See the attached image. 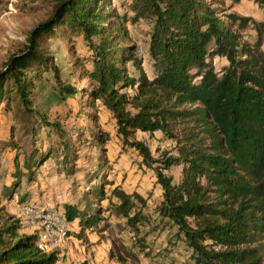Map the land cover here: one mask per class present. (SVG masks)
Wrapping results in <instances>:
<instances>
[{"label": "trees", "instance_id": "16d2710c", "mask_svg": "<svg viewBox=\"0 0 264 264\" xmlns=\"http://www.w3.org/2000/svg\"><path fill=\"white\" fill-rule=\"evenodd\" d=\"M251 1L263 13L262 20L226 14L217 0H127L119 4L120 13L111 0H51L49 16L33 27L24 49L11 55L0 71V100L10 80L11 89L29 107L34 81L52 70L62 98L81 95L88 109L84 115L94 124L99 102L113 119L122 144L135 150L152 170L160 190L156 214L175 227L195 264H263L264 0ZM138 21L150 24L146 48L150 78L125 27ZM247 26L254 33L251 45L241 41ZM60 28L80 36L88 52L78 76L85 86L79 89L60 78L54 59L42 48ZM214 57L227 63L220 74L211 66ZM27 71H32L31 77ZM40 121L62 141L58 121L49 122L44 116ZM135 132L149 138L159 133L173 143L174 154L160 152L153 158L148 147L134 138ZM91 139L105 161L109 135L98 130ZM69 151L73 152L70 142L62 141L59 153L64 161ZM53 156L51 148L36 147L24 156L28 183ZM17 159L14 182L0 193V264H57V251H41L37 236L21 233L20 220L5 215L2 202L12 200L20 185ZM76 162L73 157L71 163ZM172 167L179 168L176 181L167 174ZM94 179L97 183L83 192V209L64 204L66 221L78 226L75 236L81 239L87 230H94L102 212L111 210L134 229L143 219L137 206L143 207L144 199L118 186L107 196L109 182L103 176Z\"/></svg>", "mask_w": 264, "mask_h": 264}, {"label": "rangeland", "instance_id": "374dc122", "mask_svg": "<svg viewBox=\"0 0 264 264\" xmlns=\"http://www.w3.org/2000/svg\"><path fill=\"white\" fill-rule=\"evenodd\" d=\"M125 1L111 0V4L120 13L123 8L119 4ZM217 3L226 14L254 21L263 19V13L251 0H217ZM50 12L51 0H0V71L11 55L24 49L29 32ZM125 27L129 41L136 47L137 57L142 60V68L150 78L152 73L146 55L150 24L147 21L127 22ZM62 31L57 29L42 48L54 59L60 78L79 89L85 86V81H80L78 76L88 52L80 36ZM240 36L241 41L249 45L254 42L250 26ZM260 49L264 53V42ZM211 66L216 74H220L227 63L222 57H214ZM126 68L131 75L136 74L129 64ZM26 74L31 77L32 71ZM11 86L8 80L0 100V193L4 194V188L14 182L13 176L17 173L15 156L22 173L20 185L12 192L13 199L2 202L6 216L17 218L19 212L16 210H22L27 204L41 210H52V213L63 212L66 203L83 209L86 204L83 198L85 188L90 183H97L95 176H103L109 182L104 190L107 196H110L113 187L118 186L125 193L136 192L144 199V206H137L143 219L133 229L109 209L111 211L102 212L95 229L87 230L81 239L73 231L78 232L77 224H68V237L60 244H66L62 250L69 264H195L191 250L175 234V227L156 214L160 190L152 170L143 165L135 150L122 144L115 133L113 119L99 102L96 103L98 117L94 124L84 115L88 109L81 95L62 98L52 70L43 72L41 78L34 81L27 108ZM42 116L49 122L58 121L64 133L62 141L70 142L73 152L69 151L67 161L59 153L62 141L40 121ZM98 130L109 135L105 144V161L100 160V148L91 139V134ZM134 138L148 147L153 158H158L160 152H165L167 156L174 154L173 143L159 133L149 138L147 134L135 132ZM35 147L43 151L51 148L54 156L39 168L35 179L28 183L22 164L24 156ZM75 153L76 156L73 155ZM73 157L77 158L74 165L71 163ZM70 168L74 171L67 174ZM178 171L179 168L172 167L167 174L176 181ZM111 202L116 201L111 197ZM107 206L108 202L104 201L103 210ZM109 253L112 259H109Z\"/></svg>", "mask_w": 264, "mask_h": 264}, {"label": "built area", "instance_id": "2783aa9c", "mask_svg": "<svg viewBox=\"0 0 264 264\" xmlns=\"http://www.w3.org/2000/svg\"><path fill=\"white\" fill-rule=\"evenodd\" d=\"M23 224L37 236V247L45 252H53L62 240L68 237V222L63 213H52L49 209H38L33 204L23 207Z\"/></svg>", "mask_w": 264, "mask_h": 264}, {"label": "crops", "instance_id": "0c3cea01", "mask_svg": "<svg viewBox=\"0 0 264 264\" xmlns=\"http://www.w3.org/2000/svg\"><path fill=\"white\" fill-rule=\"evenodd\" d=\"M16 211L19 212L17 215V218L20 219V222L22 224L21 233L26 234V235H32L33 234L32 231L23 224V218H24L23 212L21 210H16ZM58 213H63V212L60 211ZM69 224L74 225V224H76V222L69 223ZM73 231H74V233H78L76 230H73ZM78 231H79V229H78ZM69 239H70V237H69ZM65 245L66 244L62 243L58 246V248L54 249V251H53V252L57 251V253H58V263L57 264H69V262L67 261V258H64L65 253L62 250L66 247Z\"/></svg>", "mask_w": 264, "mask_h": 264}]
</instances>
